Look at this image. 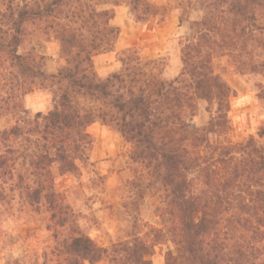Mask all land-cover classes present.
Returning a JSON list of instances; mask_svg holds the SVG:
<instances>
[{"label": "trees", "instance_id": "trees-1", "mask_svg": "<svg viewBox=\"0 0 264 264\" xmlns=\"http://www.w3.org/2000/svg\"><path fill=\"white\" fill-rule=\"evenodd\" d=\"M198 3L202 16L186 19L189 32L180 42L181 71L168 80L164 59L143 61L135 50L125 51L120 67L104 78L94 65L119 36L113 7L125 6L145 24L164 16L163 5L0 0V119H15L0 131V183L15 177L23 158L30 178L18 176V192L30 207L45 206L59 229L53 248L35 264H153L148 256L155 244L140 237L98 245L56 187V176L81 174L93 144L87 128L95 122L130 143V160L160 184L159 216L166 226L170 218L175 223V253L167 252L163 264H264V131L241 141L229 137L235 91L213 63L226 57L239 73L264 78V0ZM28 21L58 41L64 64L54 73L45 72V56L19 52ZM34 88L50 90L53 107L29 116L23 101ZM257 98L264 107V86ZM201 103L210 118L191 127Z\"/></svg>", "mask_w": 264, "mask_h": 264}, {"label": "rangeland", "instance_id": "rangeland-1", "mask_svg": "<svg viewBox=\"0 0 264 264\" xmlns=\"http://www.w3.org/2000/svg\"><path fill=\"white\" fill-rule=\"evenodd\" d=\"M149 1L163 5L166 12L163 17H154L145 24L136 23L125 6L113 7L112 23L119 27L120 32L114 50L94 58L99 77L104 78L117 70L122 54L128 50H135L143 61L164 59L163 76L168 80L178 76L182 67L181 38L189 32L187 20L202 16L200 4L198 0ZM180 12L184 13L185 19L180 18ZM24 28L19 52L33 49L45 56V72L54 73L64 64L54 34L45 33L34 21H28ZM213 63L216 72L221 73L235 91L230 99L229 137L233 141L256 137L257 133L264 131V107L257 98V93L264 86L263 76L239 73L226 57H216ZM23 105L29 116L45 113L53 107L51 91L34 88L25 96ZM209 118L210 113L201 103L189 125L201 127ZM13 124L15 119L12 115L1 118L0 131ZM87 131L93 138L88 161L79 164L81 174L78 177H58L52 169L57 189L79 214L82 229L98 245L108 247L111 243L137 236L155 244L148 258L153 264H163L167 252L175 253V245L171 241L175 223L170 218L166 226L159 216L162 208L159 182L140 164L130 160L131 144L119 133L99 122L91 124ZM16 167L15 177L5 184L0 183V264L15 260L20 264L41 263L44 255L55 245L53 233L59 229L51 223L45 206L30 207L18 192V176L22 175L27 180L30 176L23 158H19Z\"/></svg>", "mask_w": 264, "mask_h": 264}]
</instances>
